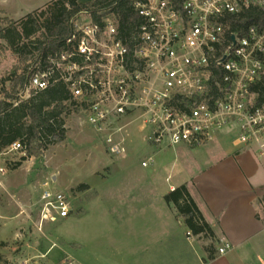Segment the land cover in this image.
<instances>
[{
  "label": "built area",
  "instance_id": "obj_1",
  "mask_svg": "<svg viewBox=\"0 0 264 264\" xmlns=\"http://www.w3.org/2000/svg\"><path fill=\"white\" fill-rule=\"evenodd\" d=\"M257 6L264 10V0H135L138 22L128 34L113 18L82 13L67 48L29 62L21 97L66 84L73 109L106 132L116 157L126 155L124 121L136 111L156 149L205 144L214 129L235 124L236 145L264 156V25L230 27L233 16ZM23 148L17 141L8 151ZM43 186L40 226L71 216L67 194ZM64 264L81 263L66 256Z\"/></svg>",
  "mask_w": 264,
  "mask_h": 264
},
{
  "label": "rangeland",
  "instance_id": "obj_2",
  "mask_svg": "<svg viewBox=\"0 0 264 264\" xmlns=\"http://www.w3.org/2000/svg\"><path fill=\"white\" fill-rule=\"evenodd\" d=\"M50 1L0 0V21H19L32 11L45 9ZM20 64L0 39V80ZM70 108L66 138L50 146L41 158H30L15 169L24 151L10 152L5 148L0 152V264H64L66 256L84 264H128L152 245L140 236L143 226L131 228L129 237L125 236V226L129 219H156L157 208L165 206L164 200L158 198L159 188L166 185L168 189L169 175L170 183L175 185L184 179L204 181L208 185L203 194L215 203L226 198V190L218 185L237 182L235 124L214 129L208 143L185 151L170 148L168 155H182L172 168L160 163L162 150L145 141L148 130L141 111L125 117L124 122H130L124 132L126 155L116 157L106 149V132L97 131L84 113ZM252 149L257 162L260 155L255 146ZM150 157L154 162L143 166L142 162ZM260 160L264 163V157ZM45 182L67 194L72 211L67 218L44 221L40 226ZM81 184H87V189L79 188ZM28 215L39 224L27 219ZM187 229L182 227L183 238ZM191 236L196 240L193 233ZM199 239L214 249L221 244L216 235L203 234Z\"/></svg>",
  "mask_w": 264,
  "mask_h": 264
},
{
  "label": "trees",
  "instance_id": "obj_3",
  "mask_svg": "<svg viewBox=\"0 0 264 264\" xmlns=\"http://www.w3.org/2000/svg\"><path fill=\"white\" fill-rule=\"evenodd\" d=\"M134 1L51 0L45 9L32 11L19 21L1 19L0 39L21 63L0 80V152L17 141L24 146L25 154L15 164V169L30 158H41L50 146L63 141L67 132L66 118L72 112L70 92L64 83L54 84L27 98L20 96L27 82L29 62L67 48L66 40L74 31L73 21L82 13L97 22L113 18L121 32L128 34L138 22ZM252 25H264V10L258 6L231 18V30L244 32ZM79 188L87 189V184ZM164 200L193 234L215 236L185 184L167 193Z\"/></svg>",
  "mask_w": 264,
  "mask_h": 264
},
{
  "label": "crops",
  "instance_id": "obj_4",
  "mask_svg": "<svg viewBox=\"0 0 264 264\" xmlns=\"http://www.w3.org/2000/svg\"><path fill=\"white\" fill-rule=\"evenodd\" d=\"M238 133L237 128V137ZM235 140L236 138L233 145L236 147L234 154L237 159V178H234L237 182L225 187L218 185V188L226 190V198L222 203H215V200L211 202L208 197L206 198L203 188L208 184L202 180L184 179L182 183L175 185L170 183L169 175L166 178L169 183L168 189L166 185H160L159 188L161 191L158 198L163 201L167 193L185 184L205 220L219 238L220 246L215 249L210 247L207 242L199 239L201 235L193 234L196 240L188 236L190 229L177 216L176 210L164 200L165 206L157 208L159 215L155 220L149 218L141 222L128 220L125 236L129 237L127 233L135 225H139L138 228L143 226L146 231L144 229L140 236L144 238L145 243L152 245L146 246L141 254L133 261L129 260L128 264H264V163L260 160L264 156H259V160L255 162L252 156L254 146L236 145ZM188 147L192 146L176 145L160 149L163 154L160 163L173 168L182 155H179L180 157L168 155L169 149L185 151ZM154 171L151 170L152 173ZM89 187L91 189V186ZM27 219L36 225L39 224L30 215ZM183 226L188 228L184 238L181 232ZM226 244L231 248L220 254L219 248Z\"/></svg>",
  "mask_w": 264,
  "mask_h": 264
}]
</instances>
